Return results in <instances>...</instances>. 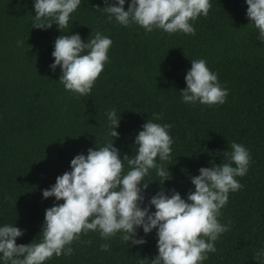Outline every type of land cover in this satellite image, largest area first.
Returning <instances> with one entry per match:
<instances>
[{"label": "trees", "instance_id": "obj_1", "mask_svg": "<svg viewBox=\"0 0 264 264\" xmlns=\"http://www.w3.org/2000/svg\"><path fill=\"white\" fill-rule=\"evenodd\" d=\"M210 4L208 15L193 23L194 34L169 35L121 26L96 9L103 0H81L63 32L86 41L99 31L112 45L90 95L79 96L58 81L59 67L49 69L53 42L62 34L57 26L32 28V0H0V224L24 230L17 244L39 240L45 209L55 202L43 199L42 190L70 170L76 154L113 139L105 113L114 107L121 116L114 139L121 159L135 152L134 137L147 119L172 125L171 158L163 162L171 178L163 187L182 198L194 187L189 176L222 163L233 141L250 151L248 172L237 177L243 187L230 192L221 209L219 221H230L229 230L203 264H264L254 259L264 247V43L246 17L244 0ZM196 58L205 59L228 89L224 104L181 102L184 75ZM160 179L154 170L145 177L146 200L160 190ZM144 238V245L128 248L119 234L102 240L89 231L72 242L71 255L53 256L46 264H137L157 254L155 231Z\"/></svg>", "mask_w": 264, "mask_h": 264}, {"label": "clouds", "instance_id": "obj_2", "mask_svg": "<svg viewBox=\"0 0 264 264\" xmlns=\"http://www.w3.org/2000/svg\"><path fill=\"white\" fill-rule=\"evenodd\" d=\"M244 3L246 17L257 30V39L264 43V0ZM80 5L81 0H32V28L46 30L56 25L61 31L53 42L54 59L49 69L55 72L59 67L58 81L66 91L86 96L109 62L112 40L99 31L86 41L79 33L63 32ZM210 7V0H103V7L96 9L109 21L124 27L135 24L145 33L161 30L169 35H191L195 32L193 23L207 16ZM190 63L184 75L186 87L179 91L181 102L224 104L228 89L221 85L217 73L203 58ZM105 115L107 134L113 139L88 148L86 154H76L70 160V170L42 190L43 199L54 198L55 202L45 209L39 240L17 244L24 230L15 223L0 224V264H46L53 256H69L72 242L89 231L98 232L102 240L119 234L128 248L144 245V237L155 231L157 254L151 259H137V264H144L145 259L149 264H203L209 253L216 252L214 242L231 223L219 221L221 209L227 205L229 193L243 187L237 177L247 174L250 151L233 141L222 163L202 166L198 175L189 176L194 187L182 198L177 190L163 187L171 178L163 162L171 158L172 125L147 119L134 137L135 152L121 159L114 146L121 116L114 107ZM153 116L161 119L159 114ZM152 170L161 178L155 181L160 190L146 200L150 183L145 177ZM108 248L107 243L100 245L102 251ZM254 259L264 262V247L254 252Z\"/></svg>", "mask_w": 264, "mask_h": 264}]
</instances>
